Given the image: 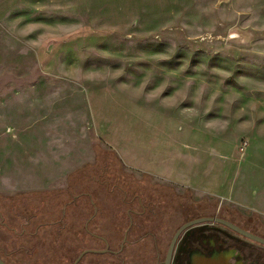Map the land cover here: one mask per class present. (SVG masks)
<instances>
[{
	"label": "rangeland",
	"instance_id": "1",
	"mask_svg": "<svg viewBox=\"0 0 264 264\" xmlns=\"http://www.w3.org/2000/svg\"><path fill=\"white\" fill-rule=\"evenodd\" d=\"M164 160L213 187L129 166ZM0 178L43 186L0 192V211L63 221L59 255L107 250L85 264H163L199 217L264 237V196L249 194L264 185V0H0ZM215 239L264 264V245L211 224L181 236L175 264Z\"/></svg>",
	"mask_w": 264,
	"mask_h": 264
},
{
	"label": "flooded vegetation",
	"instance_id": "2",
	"mask_svg": "<svg viewBox=\"0 0 264 264\" xmlns=\"http://www.w3.org/2000/svg\"><path fill=\"white\" fill-rule=\"evenodd\" d=\"M220 218L223 217L221 216ZM223 219H226L233 224L251 233H254L251 230L246 229L245 226L236 223L231 218ZM131 221L133 224L132 218ZM62 223L63 221L56 220L51 222H40L39 224H37L36 221L32 219V217L28 219L24 218L18 223L14 220L11 221V219L6 218V216L0 211V264H85V262L83 261L84 256L81 257V255H73V244L71 242L67 246V253L65 255L64 253H62V255H59V225ZM210 224L219 225L215 223ZM18 227L21 228L20 231H18ZM222 227L227 228L225 226ZM11 234L15 235L14 241L11 240ZM180 238L176 243L171 264H175L176 262L175 255ZM18 239H25V241L21 245L17 246ZM221 243L222 241L220 239H215L214 244L210 246L203 245L201 250L195 249L194 252H191L188 250H190L191 248H195V246L191 245L190 242L191 247H188L187 251L179 254L183 256L179 264H226L225 258H230L228 264H245V261L243 259L244 252L240 250L239 246H236L237 243L225 249H222ZM122 248L123 247H121L120 251L122 250ZM33 251H36V253H34ZM117 253L119 252H116V254ZM232 260H235V262L232 263Z\"/></svg>",
	"mask_w": 264,
	"mask_h": 264
},
{
	"label": "crops",
	"instance_id": "3",
	"mask_svg": "<svg viewBox=\"0 0 264 264\" xmlns=\"http://www.w3.org/2000/svg\"><path fill=\"white\" fill-rule=\"evenodd\" d=\"M9 93L6 92V95L4 97L3 100H7V98L9 97ZM20 95H12L11 97H15L14 100H17V99H20L19 98ZM25 96V99H30L27 98L26 95ZM31 96V95H30ZM35 96V94H34ZM55 103L51 102V109L57 107L56 105H54ZM51 118L53 119V116L51 115ZM36 123V122H35ZM39 123H36L35 125H37ZM53 126V124H52ZM25 131V130H24ZM30 131V130H27V132ZM13 132H15V129L12 128V127H8L6 129V147L9 146L10 144V139H8V135H12ZM18 132H22V131H18ZM37 134V132H35ZM18 134L16 135H13L12 138H11V141L13 142H16L18 141ZM10 138V137H9ZM184 158L186 159V153L184 154ZM165 161V160H164ZM162 161V164L159 165L157 163V167H154V168H150V167H141L140 165H137V164H132L130 163V167L139 171V172H143V173H146L152 177H155L157 179H160V180H163V181H166V182H169V183H172V184H175V185H182V186H188V187H192V186H195V185H199L201 187H204V188H207L209 185L210 187H213V181H212V177H211V180H210V183H207L206 186L204 185H200L198 183H194L193 180L195 179L194 175L193 174H190V175H181V173H171L169 171V167L168 164H171V162L169 161ZM150 163V162H149ZM54 165V162L52 163ZM171 170V168H170ZM217 174L219 172V167H215V169ZM158 171H160L158 173ZM211 173L212 174V170L210 169ZM255 171V170H254ZM184 172L186 173V169L184 170ZM257 173H259V171H256ZM262 174V173H260ZM259 174V175H260ZM55 178V173H51V179ZM262 179V176L260 177V180ZM192 180V181H191ZM256 180V179H255ZM259 180V181H260ZM7 181L4 179V178H0V192H3V193H6V194H12V193H18V192H24V191H30V190H38V189H41L43 188L42 185H35V186H32V187H28V186H17L16 184H10V183H6ZM264 183V182H263ZM259 185V184H258ZM253 190H256V191H253V192H250L249 194H252V195H255V196H259V195H263L264 196V185L260 186V187H253L252 188ZM226 259V264H228V262L230 261V258H225Z\"/></svg>",
	"mask_w": 264,
	"mask_h": 264
},
{
	"label": "water",
	"instance_id": "4",
	"mask_svg": "<svg viewBox=\"0 0 264 264\" xmlns=\"http://www.w3.org/2000/svg\"><path fill=\"white\" fill-rule=\"evenodd\" d=\"M210 223H215V224L225 226V227L231 229L232 231H234L235 233L241 235L242 237H245V238H247L253 242L264 245V237L256 235L254 233H251V232L233 224L232 222H230L226 219H223L220 217H212V216L199 217V218H195L193 220L186 222L184 225H182L177 230V232L175 233V235L171 241V244H170V247H169V250H168L164 264H171L176 243H177L178 239L180 238V236L186 230H188L192 227H195V226H199V225H203V224H210ZM131 224H132V221H131ZM127 236H128V232L125 234L124 243L126 242ZM122 247H123V245H122ZM106 251L107 250H85L81 254V257H83L84 255L89 254V253H104Z\"/></svg>",
	"mask_w": 264,
	"mask_h": 264
}]
</instances>
